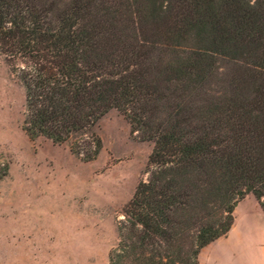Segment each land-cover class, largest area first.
Masks as SVG:
<instances>
[{
  "label": "trees",
  "instance_id": "obj_1",
  "mask_svg": "<svg viewBox=\"0 0 264 264\" xmlns=\"http://www.w3.org/2000/svg\"><path fill=\"white\" fill-rule=\"evenodd\" d=\"M0 56L28 138L87 163L114 110L152 144L109 264H198L246 195L264 213V0H0Z\"/></svg>",
  "mask_w": 264,
  "mask_h": 264
},
{
  "label": "rangeland",
  "instance_id": "obj_2",
  "mask_svg": "<svg viewBox=\"0 0 264 264\" xmlns=\"http://www.w3.org/2000/svg\"><path fill=\"white\" fill-rule=\"evenodd\" d=\"M240 73L239 65L218 59L211 89L226 90ZM23 112L24 91L0 56V264H109L152 144L112 110L94 128L103 148L86 163L66 146L28 138ZM233 217L198 264H264V213L252 195L236 204Z\"/></svg>",
  "mask_w": 264,
  "mask_h": 264
}]
</instances>
